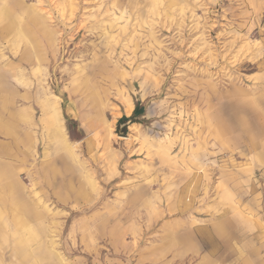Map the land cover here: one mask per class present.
I'll list each match as a JSON object with an SVG mask.
<instances>
[{"label": "rangeland", "instance_id": "374dc122", "mask_svg": "<svg viewBox=\"0 0 264 264\" xmlns=\"http://www.w3.org/2000/svg\"><path fill=\"white\" fill-rule=\"evenodd\" d=\"M0 12V264H264V0Z\"/></svg>", "mask_w": 264, "mask_h": 264}, {"label": "crops", "instance_id": "0c3cea01", "mask_svg": "<svg viewBox=\"0 0 264 264\" xmlns=\"http://www.w3.org/2000/svg\"><path fill=\"white\" fill-rule=\"evenodd\" d=\"M45 113H47L48 114V120H49V124L50 123H52V126H53V122H54V131H56L57 133H58V135L60 136V132L58 131V128H57V125H56V117L54 116V114H53V112H51V107H50V102L47 104V106L45 107ZM71 139H75L73 136H72V134H71ZM1 176H3V175H1ZM15 177H17V172L13 169V171H12V177H10V178H15ZM3 178H6L5 176H3ZM14 213H16L17 215H13L14 216V218H15V222H16V224L18 225V226H21V227H23V226H25L26 225V220H25V218L23 217V215H22V213L20 212V210H19V208H18V206H15V208H14ZM21 213V214H20ZM19 216H21V218H19ZM19 219V220H18ZM25 231H27V234H28V236L30 237V234H31V232L33 231V230H31V228L30 227H25V229H24Z\"/></svg>", "mask_w": 264, "mask_h": 264}, {"label": "trees", "instance_id": "16d2710c", "mask_svg": "<svg viewBox=\"0 0 264 264\" xmlns=\"http://www.w3.org/2000/svg\"><path fill=\"white\" fill-rule=\"evenodd\" d=\"M143 113V107L142 106H136L133 112V117H138L140 115H142Z\"/></svg>", "mask_w": 264, "mask_h": 264}, {"label": "bare ground", "instance_id": "6f19581e", "mask_svg": "<svg viewBox=\"0 0 264 264\" xmlns=\"http://www.w3.org/2000/svg\"><path fill=\"white\" fill-rule=\"evenodd\" d=\"M0 13H1V12H0ZM4 15H5V14H4ZM7 19H8V21H9V23H10L8 27H9L10 29H12V28L14 27V25H15V20L12 19V18H10V17H8V16H7ZM1 21H2V20H1ZM5 27H6V26H5ZM20 33H21V31H20ZM29 46H30V45H29ZM20 214H21V213H20ZM19 218H21V216H19ZM18 220H19V219H18Z\"/></svg>", "mask_w": 264, "mask_h": 264}, {"label": "water", "instance_id": "95a60500", "mask_svg": "<svg viewBox=\"0 0 264 264\" xmlns=\"http://www.w3.org/2000/svg\"><path fill=\"white\" fill-rule=\"evenodd\" d=\"M125 126H126V125H124V126H121V127H125ZM118 129H119V130H118V133L120 134V133H121V132H120V129H121V128H118Z\"/></svg>", "mask_w": 264, "mask_h": 264}]
</instances>
